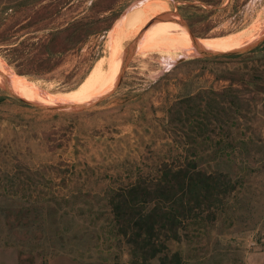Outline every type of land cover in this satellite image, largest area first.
I'll use <instances>...</instances> for the list:
<instances>
[{
    "label": "rangeland",
    "instance_id": "1",
    "mask_svg": "<svg viewBox=\"0 0 264 264\" xmlns=\"http://www.w3.org/2000/svg\"><path fill=\"white\" fill-rule=\"evenodd\" d=\"M140 1L0 0V57L50 93L74 90ZM164 2L196 39L264 20V0ZM181 53L137 50L116 88L81 110L0 86V264H264V41L239 54ZM193 161L223 178L218 195L203 191L202 206L198 192L160 197L165 170ZM171 206V222L153 217L171 229L157 257L115 236L120 214L132 225Z\"/></svg>",
    "mask_w": 264,
    "mask_h": 264
},
{
    "label": "bare ground",
    "instance_id": "2",
    "mask_svg": "<svg viewBox=\"0 0 264 264\" xmlns=\"http://www.w3.org/2000/svg\"><path fill=\"white\" fill-rule=\"evenodd\" d=\"M139 6L123 20L122 28L117 32H113L115 35L113 38L110 37L109 55L102 57L96 63L78 88L64 93H50L47 90L48 87L46 89L42 88L44 85L41 87L40 83L37 84L15 74L1 57L0 86L12 95L24 98L32 103L42 104L43 107L91 104L116 88L123 74V60L128 49L125 46V41L128 39L139 37L138 51L142 55L149 51L166 53L181 51L187 57H199L204 54L202 50H206L209 54L242 49L260 39L264 33L263 20L257 26L253 28L251 26L250 29L237 34L194 40L175 17L174 19L154 23L141 37L143 31L155 18L172 12L164 0H144L140 1ZM166 57L165 63L169 59L166 60ZM2 78H7L9 82H5L4 85Z\"/></svg>",
    "mask_w": 264,
    "mask_h": 264
},
{
    "label": "trees",
    "instance_id": "3",
    "mask_svg": "<svg viewBox=\"0 0 264 264\" xmlns=\"http://www.w3.org/2000/svg\"><path fill=\"white\" fill-rule=\"evenodd\" d=\"M7 37L8 36H0V44L7 45ZM222 179L223 178L220 175L216 176L215 174H208V172L201 168V165L193 161L187 163V165L183 167L167 168L163 176L161 177V181L159 183L160 185L157 190L160 197L169 196V199H174L173 197H175V199L179 197L180 199H183V197L194 194V192H198L202 197V201L199 198H195L197 201L196 206H202V204L207 201L205 199H208V197L206 198V195L203 194V191L213 193L212 195L217 194L215 192H220V189L225 186L223 184H220ZM156 197H158V194L156 195ZM189 204L192 205L191 198L189 199ZM122 206L123 205L117 207L118 212L119 210H121ZM155 210L158 211L152 213ZM174 210L175 209L173 206H171L170 209L166 212H162L161 208L154 209L150 212L151 215L148 220L143 219L140 216L139 220L142 222L138 221L137 223L135 222L132 225L130 224L131 220L128 221L129 217H127L125 221H122V219H120V214V216L117 217L118 219L114 220V222L117 224V227L115 228L117 230V233L115 234V236L119 238H126L128 244H130L131 246H137L139 252H141L142 255H152L153 257H157L158 254H161L168 249L166 241L160 242L158 244V241H161V236H163L162 232L166 229H171L168 228L167 225H165L161 217H153L158 215L160 216V213L166 216L171 212H175ZM138 212L139 211L133 214L135 215ZM122 214L124 215L126 213ZM179 215L181 216L182 214ZM171 216V214L167 216L168 222H171ZM177 217L174 216L173 221H175ZM159 223H161L162 227L160 229H157L156 226ZM142 237L143 240H141ZM171 239V234L167 232L165 240H167L168 242ZM164 260L165 259L163 258V263Z\"/></svg>",
    "mask_w": 264,
    "mask_h": 264
},
{
    "label": "water",
    "instance_id": "4",
    "mask_svg": "<svg viewBox=\"0 0 264 264\" xmlns=\"http://www.w3.org/2000/svg\"><path fill=\"white\" fill-rule=\"evenodd\" d=\"M175 17H179L178 13H169V14H164V15H160L158 16L157 18H155L147 27L146 29L143 31V33L141 34V37L144 35V33L146 32V30H148L150 28V26H152L154 23L156 22H160V21H163V20H168V19H174ZM191 34V33H190ZM192 38H194V40L196 39L194 37L193 34H191ZM139 37L137 40H135L127 49L126 51V54L124 56V60H123V65H122V69H123V72H124V69L125 67L127 66L128 62L130 61L131 57L133 56V54L136 53V51L138 50V44H139ZM264 41V33L262 34V36L260 37V39H258L257 41H255L254 43L242 48V49H239V50H236V51H230V52H233V53H223V54H220V53H207L206 50H202V53H204L202 56L204 57H208V56H216V55H227V54H239V53H245V52H249V51H252L254 49H256L258 46H260V44H262V42ZM198 47V46H197ZM122 76V75H121ZM3 80V83L4 85L6 83L9 82V80L7 78H2ZM6 82V83H5ZM4 88V87H3ZM5 89V88H4ZM6 90V89H5ZM7 91V90H6ZM8 92V91H7ZM103 98H105L104 96L98 100H96L95 102L91 103V104H85V105H60V106H57V107H47V108H53V110H81L83 108H87V107H90L94 104H96V102H99L101 101ZM22 99L23 101H26L24 100L23 98H20ZM39 106V105H38ZM42 108V107H41Z\"/></svg>",
    "mask_w": 264,
    "mask_h": 264
}]
</instances>
